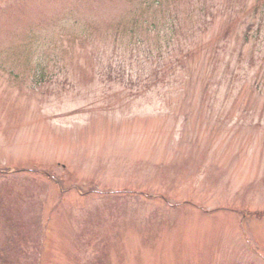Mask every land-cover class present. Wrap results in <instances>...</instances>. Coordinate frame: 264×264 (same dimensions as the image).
Segmentation results:
<instances>
[{"label": "rangeland", "instance_id": "obj_1", "mask_svg": "<svg viewBox=\"0 0 264 264\" xmlns=\"http://www.w3.org/2000/svg\"><path fill=\"white\" fill-rule=\"evenodd\" d=\"M0 264H264V0H0Z\"/></svg>", "mask_w": 264, "mask_h": 264}]
</instances>
